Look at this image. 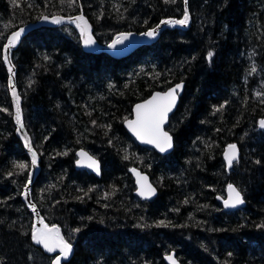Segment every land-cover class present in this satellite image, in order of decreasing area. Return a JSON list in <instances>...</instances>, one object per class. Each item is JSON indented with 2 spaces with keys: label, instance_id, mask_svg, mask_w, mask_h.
<instances>
[{
  "label": "trees",
  "instance_id": "trees-1",
  "mask_svg": "<svg viewBox=\"0 0 264 264\" xmlns=\"http://www.w3.org/2000/svg\"><path fill=\"white\" fill-rule=\"evenodd\" d=\"M185 7L186 30L166 28L122 58L84 52L70 27L22 38L11 62L38 155L31 199L73 249L63 264H166L171 252L180 264H264V0H0V264L54 258L34 244L22 199L31 163L13 120L8 36L44 16L83 14L105 44L180 20ZM177 83L165 126L174 146L160 155L123 122L134 104ZM229 144L239 158L227 170ZM79 150L98 160L100 177L75 167ZM131 168L148 175L154 198L134 195ZM229 184L244 205L224 211L218 197Z\"/></svg>",
  "mask_w": 264,
  "mask_h": 264
},
{
  "label": "water",
  "instance_id": "water-1",
  "mask_svg": "<svg viewBox=\"0 0 264 264\" xmlns=\"http://www.w3.org/2000/svg\"><path fill=\"white\" fill-rule=\"evenodd\" d=\"M183 1H184L185 6H186L187 0H183ZM185 10H187L186 7H185ZM187 13H188V11H187ZM44 17H46V16H44ZM44 17H42L36 23H29V24H27L25 26H22L18 30H16L15 32H20L21 34H20L18 40L16 41L15 45L13 47H11V48H8V49H6L4 47V50H3V58H4V61H5V57L7 56V62H5V63H6V66H7V69H8V74H9V93H10V97H11L12 105H13V120H14V122L16 124V134L22 140L23 145H24V148H25V151L28 154L29 159H30V163H31L29 179L27 180L26 186L24 187V190H23V193H22V199L25 202V204L28 206V208L33 213V216H34L33 229L43 228L44 225H47L48 228H53L55 226H49L43 220V218L41 217V215L39 213L38 206L31 199L30 188H31V185H32V183L34 181V178L36 177V175L39 172V168H38V155L33 150L32 145H31V139H30L29 135L27 134V132L25 131V128H24V125H23V116H22V110H21V99H20V97L18 95V91L16 89L15 70H14V67H13L12 62H11V54H12V51L20 44L22 38L26 34H28L29 32H31L32 30H34V29H38V28L59 29L61 27H70V28L74 29L76 31V33L79 35L80 41H81V47H82V50L84 52L91 53V54L105 53V54H107V55H109L111 57H114V58H122V57H125V56L129 55L130 53H132L133 51H135L139 47H141L143 45H149L150 43L154 42L158 38V36H159V34H160V32L162 30H164L166 28H179L181 30H186L187 27H188V25H189V22H190V19H188V23L186 25H180V24H175V23L161 24V22H160L158 24V25H160V27L159 28H157V26L155 27V28H157V31H156L155 36H153V37H148V36H146L144 34H137V33H122V34H124V35L127 36V39H124L121 43L116 44L115 47L110 48L108 45L109 44H112L113 41L118 36H120L121 34L114 35L110 39V41H108L105 44L99 43L96 40V38L93 36V30H92L91 24L89 23V21L87 20V18L83 14H79V15L72 16V17L53 16V17H59L61 19V23H53L52 22L53 17H47V19H44ZM76 17H82V20H79L78 21V20H76ZM188 17H189V15H188ZM183 18H184V15H183V17L181 19H183ZM166 20L176 21V20H172V19H166ZM84 22H86V35L91 36V39L93 41V43L87 44V45L84 43V40H85L86 36L85 35H82V33H81V27H85V23ZM77 24H80L81 27H78ZM21 30H23V31H21ZM12 34H10L8 36L7 41H6V45L8 44V39H9V37L12 36ZM10 68H11V72L9 71ZM176 85H181V87L179 89H177V91H176V97H175V104L172 106L171 111H169L167 113V118H166V120L164 121V123L162 125V130L164 132H167L168 135L171 136L170 133L165 129V126L167 125L168 120H169L170 116L172 115V113L176 110V107H177L178 101H179V95L183 91V83H177L174 86H172V87H170V88H168V89H166L164 91H154L146 99H144V100H142V101L134 104V106L132 108V115H131V117L128 118V119H126L123 122V126H124L125 130L127 131V133L136 141V143L139 146L151 148L156 153H158L160 155H166V154L170 153L173 150V146H174L173 145V140H172V147L166 149L163 152H161L159 150V148H157L154 144H152V143H146V142H143L141 139H138L137 136L133 133V131H131L129 129L128 122L129 121H134L136 119V113H135V107H136V105L143 104L144 102L150 100L157 93H161V94L166 93L170 89L175 88ZM13 93H15L16 95L14 96ZM17 98L19 99V110H20L21 124H17V122H16V111H17V103H16V101H17ZM261 120H263V119H261ZM261 120L258 121V127L259 128H261L260 127V121ZM21 125H22V127H21ZM261 129H264V128H261ZM26 141H27V143L30 145V147L32 149L31 152L29 151V148L26 147ZM229 145H236V144H229ZM228 146L224 149V153H223V158H224V161H225L227 170H229L232 167V165H233L232 164L231 167H229L228 164H227V162H226V160H225V152H226V150H228ZM80 152L86 153L87 154V157H91L92 160H95L96 161V164L99 166V171H96L93 167H89L88 165H89L90 161L87 159V157H81L80 155H78V153H80ZM33 153L36 156V163L34 165L32 164V155H33ZM236 155H237V160H238V158H239V149H238L237 145H236ZM76 156H77V160L75 162V167L77 169H87L91 173H93L96 177H100V163L98 162V160H96L94 157H92L90 154H88L84 150L77 151ZM236 161H234V162H236ZM130 174H131V176H132V178L134 180V185H135L134 195L137 198L145 201V200H151L152 198L155 197V195H156V188L151 183V181H150V179H149V177H148L147 174L141 172L140 170H138L136 168H131L130 169ZM141 185H145V186L150 185L151 188L154 189V194H152L150 196H141L140 195ZM229 185H232V184H229ZM228 186L226 187L225 197L223 199H221L220 197H218V200L221 201V203H222V209L224 211H233V210H236V209L242 207L244 205V203L243 204H240V205H237L236 207H225V203L224 202L229 199ZM232 186L236 189V187L234 185H232ZM241 198H242V195H241ZM41 221L43 223H41ZM55 228H57V227H55ZM59 235H60V237H62L61 234H60V231H59ZM33 242H34V244L40 246L42 248V250L47 255H53L54 256L53 260L57 256L60 255L59 248H56L53 252H49V251H47V249L42 244L36 243V241H34V240H33ZM64 242L67 243L66 241H64ZM72 255H73V249L71 247V252L67 256V258L61 257L60 264H63V263L68 262L71 259ZM168 256H172L174 258L176 264H180V262L176 259L175 254L173 252L165 255L164 261H165L166 264H170V261L167 259Z\"/></svg>",
  "mask_w": 264,
  "mask_h": 264
},
{
  "label": "snow or ice",
  "instance_id": "snow-or-ice-1",
  "mask_svg": "<svg viewBox=\"0 0 264 264\" xmlns=\"http://www.w3.org/2000/svg\"><path fill=\"white\" fill-rule=\"evenodd\" d=\"M44 19H47V17H44ZM188 19H189L188 13L187 10H185L183 19L176 21L164 20L161 21V24L175 23L180 25H186L188 23ZM76 20L78 21L82 20V17H76ZM52 22L61 23V19L59 17H53ZM84 23H85V27H81L80 24H77V26L81 27L82 35L86 36L84 43L87 45L93 43V41L91 39V36L86 35V22ZM159 27L160 25H157V28ZM157 28L149 30L148 32L144 33V35L148 37L155 36ZM20 34H21L20 32L13 33L12 36L9 37L8 44L5 45V48L8 49L13 47L16 41L18 40ZM124 39H127V36L121 34L113 41L112 44H109L108 46L110 48L115 47L116 44L121 43ZM208 56L211 57L212 53L209 52ZM5 62H7V56L5 57ZM9 71L11 72V68L9 69ZM252 71L253 72L256 71L255 67L252 68ZM180 87L181 85H176L175 88L170 89L168 92L163 94L157 93L150 100L144 102L143 104L136 105L135 107L136 119L134 121L128 122L129 129L133 131V133L137 136L138 139H141L143 142L146 143L154 144L157 148H159L161 152L172 147V137L169 136L167 132H164L162 130V125L167 118V113L171 111L172 106L175 104L176 91ZM13 95L15 96L16 94L13 93ZM16 103H17L16 122L17 124H21L18 98ZM260 127L264 128V120L260 121ZM26 147L29 148L30 152L32 151L27 141H26ZM78 155H80L81 157H87V154L84 152H80L78 153ZM87 159L90 161L88 166L93 167L96 171H99V166L96 164V161L92 160L91 157H87ZM225 160L229 167H231L233 162L237 160L236 145L228 146V150H226L225 152ZM35 163H36V156L33 153L32 164L34 165ZM15 167L23 170L26 167V165L23 163H18L15 165ZM9 175H12V173H9ZM228 191H229V199L224 202L225 207H236L237 205L244 203L243 199L241 198L240 192L237 191L232 185L228 186ZM152 194H154V189H152L150 185L148 186L141 185V190H140L141 196H150ZM41 223L43 222L41 221ZM261 227H264V225H261ZM32 239L36 241V243L42 244L49 252H53L56 248H59L60 255L57 256L52 261V264H60L61 257L67 258V256L71 252V246L64 242L63 238L60 237L59 235V229L55 227L48 228L47 225H44L43 228L34 229L32 232ZM167 259L170 261V264H176L172 256H168Z\"/></svg>",
  "mask_w": 264,
  "mask_h": 264
}]
</instances>
